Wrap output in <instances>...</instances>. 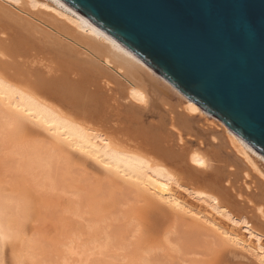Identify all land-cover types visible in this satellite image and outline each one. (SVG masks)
<instances>
[{
    "label": "bare ground",
    "instance_id": "6f19581e",
    "mask_svg": "<svg viewBox=\"0 0 264 264\" xmlns=\"http://www.w3.org/2000/svg\"><path fill=\"white\" fill-rule=\"evenodd\" d=\"M23 122L130 188L143 212L158 213L165 224L146 228L157 245L184 227L211 247L214 263L246 254L264 264V155L63 0H0V124ZM41 155L25 159L44 171L52 157ZM3 192L0 264L6 243L12 264H30L20 203ZM68 242L69 254L77 245ZM106 257L89 263L111 264Z\"/></svg>",
    "mask_w": 264,
    "mask_h": 264
},
{
    "label": "rangeland",
    "instance_id": "374dc122",
    "mask_svg": "<svg viewBox=\"0 0 264 264\" xmlns=\"http://www.w3.org/2000/svg\"><path fill=\"white\" fill-rule=\"evenodd\" d=\"M21 125V128L17 124L6 129L0 124L6 130L3 132L4 129L0 127V189L20 203V236L31 243L35 255L30 264H82L87 257L88 261L85 262L90 264V259L97 258L94 261L98 262L105 254L110 256L106 258L111 264H125L129 260L137 264H217L212 260L214 253H211V247L203 238L187 232L184 227L185 231L178 228L172 234L173 239L170 237L169 244L157 245V241L153 242L148 237L152 230L146 228H157L164 225L165 221L161 223L159 214L151 212L149 208L143 212L130 188L121 184L111 185L104 170L93 165L89 159L73 151L58 152L41 130L27 122ZM40 153L46 160L52 157L51 161L48 159L50 167L44 171L42 167L37 168L36 163L32 166L27 161L33 158V154L38 157L36 155ZM260 164L264 170L263 162ZM44 172L49 174L45 175ZM128 190L131 193H127ZM102 233H106V236ZM69 239L74 240L71 247L77 245V249H73L75 253L71 252L73 254H68V247H65ZM118 239H121L120 242ZM95 245V248H91ZM9 249L6 243L4 264H12ZM234 259H240L241 262L231 264H250L253 260L246 254ZM226 262L224 264H229Z\"/></svg>",
    "mask_w": 264,
    "mask_h": 264
},
{
    "label": "water",
    "instance_id": "95a60500",
    "mask_svg": "<svg viewBox=\"0 0 264 264\" xmlns=\"http://www.w3.org/2000/svg\"><path fill=\"white\" fill-rule=\"evenodd\" d=\"M264 155V0H63Z\"/></svg>",
    "mask_w": 264,
    "mask_h": 264
}]
</instances>
